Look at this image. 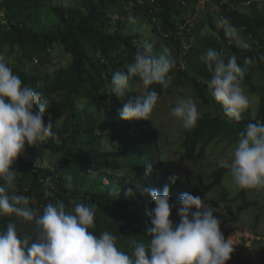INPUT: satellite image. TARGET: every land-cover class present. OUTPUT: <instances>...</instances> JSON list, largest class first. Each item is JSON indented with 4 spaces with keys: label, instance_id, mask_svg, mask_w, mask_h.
<instances>
[{
    "label": "trees",
    "instance_id": "obj_1",
    "mask_svg": "<svg viewBox=\"0 0 264 264\" xmlns=\"http://www.w3.org/2000/svg\"><path fill=\"white\" fill-rule=\"evenodd\" d=\"M204 1L216 11L207 8L204 16L195 17L201 0H0V54L24 84L46 95L43 119L56 133L37 146L26 145L14 164L17 194L30 198L29 207L42 213L48 203L63 201L70 209V201L77 200L95 209L97 235L109 231L124 242L141 241L149 237L144 233L150 226L143 207L146 190L162 192L167 185L170 192L178 188L180 197L185 193L176 172L164 173L157 181L154 171L146 175V158L159 139L152 114L150 120L122 119L119 110L132 92L121 100L111 93L112 74H126L125 65L134 62L145 41L153 45V55L167 49L176 62L184 61L183 82L176 80L188 85L193 99L204 105L196 126L181 133L182 147L203 141L204 148L215 143L217 150L226 151L249 122H264V0ZM225 19L243 33L244 46L230 39L228 25L217 26ZM208 48L236 55L247 69L242 87L258 99L255 116L251 107L238 122L224 115L205 83L210 73L199 59ZM64 57L73 69L65 79L47 71L55 79L44 82L42 93L38 84L44 68ZM28 60L37 61L33 69L26 67ZM75 84L84 87L70 86ZM202 155L188 156V162L198 163ZM182 161L186 163L187 156ZM218 171L221 176L229 173L221 167ZM233 184L236 209L231 211L238 215L257 204L256 192ZM257 209L256 221L264 217V209ZM14 219L0 216V230ZM16 226L21 234L30 227L22 220ZM257 264H264V256Z\"/></svg>",
    "mask_w": 264,
    "mask_h": 264
},
{
    "label": "clouds",
    "instance_id": "obj_2",
    "mask_svg": "<svg viewBox=\"0 0 264 264\" xmlns=\"http://www.w3.org/2000/svg\"><path fill=\"white\" fill-rule=\"evenodd\" d=\"M221 23L228 25L227 34L232 40L231 36L237 34L236 29L226 19ZM241 41V46H244L243 38ZM152 50L153 45L145 41L143 50H137L134 62L125 65L127 73L117 70L112 74L111 93L120 99L129 97L132 92L119 110L122 119L150 120L152 114L151 122L158 131L159 139L146 158V175L154 171L153 179L157 181L164 173L169 175L176 172V179L179 176L183 180L185 193L180 197L178 188L174 187L170 192L167 185L162 192L147 189L149 196L143 207L150 226L144 233L149 237L126 242L109 231L97 235L93 231L96 227L95 209L85 203L72 200L69 209L63 201L50 202L41 213L29 207L28 196L17 194L16 171L12 170V165L25 152L26 145L37 146L49 138L54 139L56 133L52 123H46L43 119L47 101L42 98L46 95L42 97L39 91L24 84L14 74L9 61L0 54V216L15 218L0 230V264H226L231 259L234 242L231 237L225 239L224 233L232 231L231 226L234 228V224L239 222L240 215L249 213L248 210L254 207L238 215L231 211L236 209V202L232 201L233 182L242 189L263 191L264 122H249L238 133L233 147L218 159L217 167L205 174L203 181L206 184L201 191H197L191 176L182 173L181 169L186 166L198 169L209 159V152L214 154L217 151L216 144L208 143L204 148L206 143L199 141L187 148L181 146L180 139L184 129L190 130L196 126L200 116L197 105L201 112L204 105L193 99V91L190 92L191 97L179 96L170 105L171 114L175 117L170 126L179 132L163 135V128L159 130L153 114L155 111L158 114L167 88L172 85L190 91V87L178 84L176 80L183 82L181 71L186 67L183 60L176 62L167 49L163 53L156 50L158 54L155 51L154 55ZM199 59L210 73L211 78L205 83L215 100L223 106L224 115L240 121L242 113L250 108V99L242 87L247 69L241 67L236 55L225 56L212 48L202 52ZM261 59L264 60V57ZM68 61L69 58L64 57L51 60L46 65L44 76L38 84L42 93V87L47 88L44 82L55 79L48 76L47 71L65 79L73 69ZM248 63L246 60L245 64ZM70 86L84 87L79 84ZM149 88L155 91L144 95ZM201 151L203 159L200 162H188V156H196ZM183 156H187L186 163L182 161ZM219 167L227 169L233 181L229 173L221 176ZM211 191L217 193V201L207 198ZM252 194L254 197L255 194ZM128 195H132L131 189ZM219 205L225 207L226 211H218ZM236 217L238 219L232 221ZM16 220H22L30 227L21 234L17 230ZM134 225L139 227L137 223ZM253 232L261 235L254 241L258 244L257 254L236 258L238 262L235 260L237 263L233 264H242L241 260L251 264L262 261L264 232L255 228Z\"/></svg>",
    "mask_w": 264,
    "mask_h": 264
},
{
    "label": "rangeland",
    "instance_id": "obj_3",
    "mask_svg": "<svg viewBox=\"0 0 264 264\" xmlns=\"http://www.w3.org/2000/svg\"><path fill=\"white\" fill-rule=\"evenodd\" d=\"M204 2H205L204 0L203 1L201 0L200 2L201 5H199L200 7H198L196 11L194 12L196 14L195 17L199 16L201 13H202L201 16H204V11H208L207 8L210 9L209 10L210 12L216 11V9L214 8V5L211 6L207 4L206 6ZM221 25H222L221 22H217V26L220 27ZM236 32H237L236 36L235 37L231 36V38H233L232 40L235 41L237 44L241 45L242 44L241 40L242 38H245V36H243V33L241 31L236 30ZM64 61H67V60L64 59ZM34 64H35V60H33V63H30L29 60L25 63L27 68L33 67ZM178 92H181V94L179 95ZM190 92L191 91H189V89L180 90V88H174L172 87V85H170V87L167 88V91L165 92L164 97H163V101L158 108V114L156 113V111L153 114V116L156 118L155 120L158 121L159 130L161 131L163 128L164 136L167 133L173 134V133L179 132L178 130L174 131L175 129L171 128L170 126V123H174L175 121V117L171 114L170 105L173 104L176 101V99H178L179 96L181 95L183 96V98L191 97L192 93ZM246 95H248L250 99V107L252 108L253 116H255V112L257 110L256 107L258 105V99L254 95H250L248 93H246ZM197 108H198L199 113H201V110H200L201 108L199 107V105H197ZM232 147H229V149L225 153L220 151V149L217 150L214 154L213 153L211 154L209 152L208 153L209 159L206 160L204 163H202L198 169L186 166L181 169V172L182 173L184 172L186 175H190L195 184L196 190L201 191L203 186L206 184L203 181L205 174L209 172L210 170H212L214 167H217L218 159L221 156H224V154H226ZM12 170H15L14 165H12ZM262 190L263 191L261 192H256V195L253 197L255 198L258 204V205L256 204L253 207L252 209L253 211H250L249 213L241 214L239 222L234 224L235 229L231 226L232 231L228 233H224L225 239H228L229 237H231L234 242V252L231 255V259L227 261L226 264L237 263L238 261L236 260V258H243L245 256L251 257L252 255L255 256V254H257L258 244L256 245L254 241L257 240V237H260L261 235H258L255 232H253V229L255 228V230H258V231L260 229V231L264 232V217L263 219H259L256 222V212L259 211L257 207H262L264 209V189ZM207 198L211 201L218 200L217 193L214 191H211L208 194ZM217 208H218V211L220 210L226 211L225 207L221 205H219ZM219 219L222 221V218H219ZM220 228H221V225H220Z\"/></svg>",
    "mask_w": 264,
    "mask_h": 264
}]
</instances>
